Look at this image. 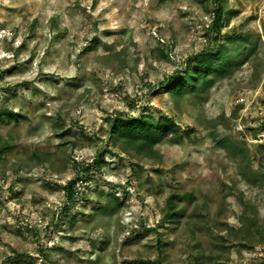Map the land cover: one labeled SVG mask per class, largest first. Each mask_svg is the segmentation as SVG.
Returning <instances> with one entry per match:
<instances>
[{"label": "rangeland", "instance_id": "1", "mask_svg": "<svg viewBox=\"0 0 264 264\" xmlns=\"http://www.w3.org/2000/svg\"><path fill=\"white\" fill-rule=\"evenodd\" d=\"M214 8L0 0V264H264V0H224L216 43ZM220 45L230 71L173 100L166 81ZM141 112L178 127L159 157L112 144L109 120Z\"/></svg>", "mask_w": 264, "mask_h": 264}, {"label": "trees", "instance_id": "2", "mask_svg": "<svg viewBox=\"0 0 264 264\" xmlns=\"http://www.w3.org/2000/svg\"><path fill=\"white\" fill-rule=\"evenodd\" d=\"M215 8L212 11L210 28L214 32L212 41L218 42L220 39V26L223 22V3L224 0H213ZM232 34L226 33V44L232 45ZM234 38V36H233ZM236 38V37H235ZM236 40L243 41L240 36ZM226 49L220 45L215 51L200 52L195 60H186L184 71L170 77L164 84L165 90L170 94L173 100L178 101L185 96L197 95L201 91L206 90L212 83L221 78L225 73L230 71L232 63L226 56ZM254 49V44L250 45V50L245 54L243 59L248 58L249 53ZM194 62V63H193ZM6 117L9 120L17 121L23 115L16 112H7ZM108 133L112 139L113 145H118L123 151H131L138 156L146 158L159 157L155 146L160 143H177L179 141L180 132L173 119L166 115L154 118L151 114L139 113L135 117H122L120 114L111 118L108 122ZM1 141V140H0ZM221 139L218 143L222 146L227 142ZM10 147L7 141L0 142V155ZM264 148V144L261 145ZM87 172V168L84 169ZM264 180V176L262 178ZM82 180V176H75L69 180L65 186V193L68 197L73 195L75 184ZM171 196L177 200L183 197L191 198V194H183ZM106 204L99 207V211L106 213L114 210L119 204L117 198L113 194H106ZM167 218H174L178 212L175 201L169 199L166 202ZM180 213V211L178 212ZM255 223V218L251 220V224Z\"/></svg>", "mask_w": 264, "mask_h": 264}]
</instances>
